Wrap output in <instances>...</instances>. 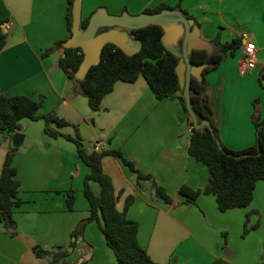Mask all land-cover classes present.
Wrapping results in <instances>:
<instances>
[{"label": "crops", "instance_id": "1", "mask_svg": "<svg viewBox=\"0 0 264 264\" xmlns=\"http://www.w3.org/2000/svg\"><path fill=\"white\" fill-rule=\"evenodd\" d=\"M130 2L107 4L119 8L114 14L120 15L134 6ZM163 2L175 5L179 0H148L141 12H127L138 15ZM182 5L200 23L198 35L210 44L209 54L219 35L222 42L242 38V45L206 78L222 143L235 151L246 149L257 139L254 101L264 99V92L256 87L264 66V0H184ZM67 9L68 0H0V19L11 26L9 41L0 52V90L36 100L45 96L40 113L56 112L71 122L61 129L64 133L75 135L78 130L90 149H120L138 170L152 176L139 179L121 158H104V170L119 194L118 208L123 210L133 196L128 216L138 221L139 242L158 264H258L264 257V180L258 181L254 200L245 208L222 212L213 194L186 203L181 187H204L210 172L189 153L193 132L182 103L174 97L158 100L140 76L135 82L118 81L101 109L92 110L88 98L74 92V83L60 66L64 48L43 55L54 42L69 38ZM89 15L84 17L82 11V19ZM246 37L256 42L259 63L242 72ZM183 39L179 36L174 45L181 53ZM127 42L139 49V41L129 34ZM21 123L22 141L14 157L21 183L20 205L14 208L16 232L12 234L0 222V264H49L55 248L68 247L78 223L90 215L84 183L91 169L80 159L73 141L45 132L43 119L24 118ZM12 146L13 134L0 132V175ZM154 183L167 190L172 204L156 195ZM93 189L100 193L98 183H93ZM68 190L76 192L74 211L67 207ZM247 220L251 229L243 236ZM84 239L67 264L84 260L83 264H118L98 222L88 224ZM36 245L52 253L38 257Z\"/></svg>", "mask_w": 264, "mask_h": 264}, {"label": "trees", "instance_id": "2", "mask_svg": "<svg viewBox=\"0 0 264 264\" xmlns=\"http://www.w3.org/2000/svg\"><path fill=\"white\" fill-rule=\"evenodd\" d=\"M183 1L179 0L175 5L163 2L148 7L143 12L180 11L189 20L194 21V26L200 27L197 19L183 7ZM73 3L74 0H68L66 17L69 37L72 35L73 27ZM93 13L81 20V30L88 27ZM5 23V20L0 19V52L6 47L10 38L9 30L4 27ZM128 32L133 39L141 43L140 50L134 54H127L115 44L108 43L102 51L100 62L93 65L83 78L78 76L84 59V51L81 47L66 48V39H61L46 48L43 55L48 56L55 50L64 48L65 56L60 59V66L74 83V92L85 95L94 111L101 109L104 97L114 89L118 81L135 82L143 76L158 100L178 98L193 124L187 109L184 87L181 86L177 71L181 57L165 47L164 28L161 25L150 24L130 29ZM212 44L213 53L209 54L207 50H193L190 55V60L194 64L206 65L202 79L197 77L191 79V105L198 122L209 120L220 139L206 74L219 67L230 53H234L242 45V38L236 37L231 41L222 42L219 35ZM259 76L261 81L264 80V66ZM44 100L45 96L36 100L27 95L8 96L0 90V132L9 134L20 132L23 128L21 121L24 118L43 119L45 132L51 137L64 136L73 141L80 159L91 169L84 183V195L90 204V215L78 223L72 232V241L68 247L55 248L49 264H67L68 257L76 251L80 243L85 242L86 227L94 221L98 222L107 244L116 255L118 264H158L139 242L138 221L128 216V207L134 201L133 196L127 198L123 210L118 208L119 194L116 192L112 177L104 170V158L106 156L121 158L132 171L138 174L139 179H152V176L138 170L120 149H90L85 145L84 138L78 130L75 135L64 133L61 129L71 125V122L60 117L56 112L40 113ZM259 101V99L254 101L252 115L256 127V143L246 149L235 151L226 147L221 141L223 146L221 150L209 127L205 126L201 129L194 127L189 153L208 167L210 177L202 188L194 189L188 185L181 187L180 193L186 197V203H195L201 194L215 195L222 212L245 208L252 203L258 181L264 180V117L260 112ZM17 149L18 145H15L7 152L0 175V222L12 234L16 232L14 208L20 205L18 193L21 183L16 177L18 170L14 164ZM93 183L99 184L100 193L95 192ZM154 186L158 197L168 204L174 202L163 186L157 183H154ZM66 202L68 210L74 211L76 202L74 190L66 191ZM249 218L250 215L247 219ZM248 220L243 236H246L251 229ZM34 251L38 257H45L52 253L39 245L34 247ZM84 262L85 260L82 264ZM213 264L224 263L214 262ZM258 264H264V257Z\"/></svg>", "mask_w": 264, "mask_h": 264}, {"label": "water", "instance_id": "3", "mask_svg": "<svg viewBox=\"0 0 264 264\" xmlns=\"http://www.w3.org/2000/svg\"><path fill=\"white\" fill-rule=\"evenodd\" d=\"M83 0H74L73 3V27L72 35L66 39L65 47H81L84 51V59L78 71V76L83 78L93 65H97L101 60V54L106 44L112 43L121 48L127 54H134L139 49L131 48L128 44V30L144 27L150 24L161 25L164 28L163 43L165 47L178 56L183 55L177 71L180 77L181 86L184 87V96L187 109L191 116L194 127L201 129L205 126L212 131L221 150L223 146L221 140L215 134L209 120L199 123L191 105V79L197 77L202 79L205 64H194L190 60L193 50H210V44L199 37V27L194 26V21L189 20L184 13L176 10H164L158 13L142 12L138 15H131L127 11L120 15L110 13L106 8H100L94 12L90 18L88 27L81 30ZM119 27L127 29L120 31L117 28L98 33L99 28ZM98 33V34H97ZM130 35V34H129ZM183 51L179 52L174 46L178 37L183 36ZM180 94V93H178ZM22 141L20 132L13 134V142L18 145ZM239 157V156H238Z\"/></svg>", "mask_w": 264, "mask_h": 264}, {"label": "rangeland", "instance_id": "4", "mask_svg": "<svg viewBox=\"0 0 264 264\" xmlns=\"http://www.w3.org/2000/svg\"><path fill=\"white\" fill-rule=\"evenodd\" d=\"M110 1H114V0H84V4H83L84 6L82 8L83 16L85 17V16L89 15V13L92 11L96 12L100 8H106L113 14L115 13V11L119 12L120 11L119 8L111 7V6H109V4H107ZM117 1H119V0H116V2ZM121 1H123V0H120V2ZM146 1H148V0H135V2H134V0H132V2H130V3L134 4V6L133 7L129 6L128 9L126 8L127 9L126 11L130 10L133 13H139V12H141L143 4L146 3ZM121 29H124V28H121ZM230 55H232V54H230ZM259 77H257V79H256V84H257L256 87L259 88V90L264 92V80L261 81L259 79ZM252 87L253 86L250 85L251 90H252ZM261 101H262V103H261ZM259 104H260V108H261L262 104L264 106V99L260 100ZM233 239H235V235H234Z\"/></svg>", "mask_w": 264, "mask_h": 264}, {"label": "built area", "instance_id": "5", "mask_svg": "<svg viewBox=\"0 0 264 264\" xmlns=\"http://www.w3.org/2000/svg\"><path fill=\"white\" fill-rule=\"evenodd\" d=\"M4 27L8 30L11 29L10 24H5ZM246 44L243 46V60L240 64V68L242 72H246L249 70H253L257 67L259 63V55H258V47L255 41L245 39ZM194 124H190V131L193 132Z\"/></svg>", "mask_w": 264, "mask_h": 264}, {"label": "flooded vegetation", "instance_id": "6", "mask_svg": "<svg viewBox=\"0 0 264 264\" xmlns=\"http://www.w3.org/2000/svg\"><path fill=\"white\" fill-rule=\"evenodd\" d=\"M107 30H109V29H107ZM107 30L102 29V30L100 31V33H101V32H104V31H107Z\"/></svg>", "mask_w": 264, "mask_h": 264}]
</instances>
